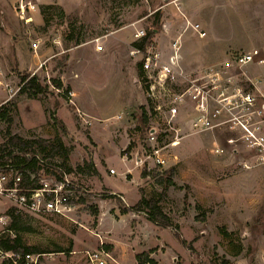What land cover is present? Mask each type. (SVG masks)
<instances>
[{
	"label": "rangeland",
	"instance_id": "rangeland-1",
	"mask_svg": "<svg viewBox=\"0 0 264 264\" xmlns=\"http://www.w3.org/2000/svg\"><path fill=\"white\" fill-rule=\"evenodd\" d=\"M29 1L35 9L26 22L16 0H0V111L7 114L0 116V144L8 134L34 140L39 177L64 170L79 194L70 217L21 219L18 233L43 253L40 263L93 264L87 253L103 250L105 264H139L143 252L156 264H264V163L243 137L246 111L233 110L232 129L231 113L203 130L185 110L172 124L176 132L160 120L161 143L176 144L164 149V166L139 163L147 122L142 132L136 127L149 100L141 55L132 53L135 30L154 28L149 46L162 61L178 40L184 72L230 64L235 88L249 91L260 106L264 65H234L232 56L264 52V0ZM32 72L47 90L10 97L3 81L16 88ZM142 197L158 199L172 226L130 209ZM7 210L0 201V215ZM8 224L0 223V236Z\"/></svg>",
	"mask_w": 264,
	"mask_h": 264
},
{
	"label": "built area",
	"instance_id": "built-area-1",
	"mask_svg": "<svg viewBox=\"0 0 264 264\" xmlns=\"http://www.w3.org/2000/svg\"><path fill=\"white\" fill-rule=\"evenodd\" d=\"M35 9V5L29 0H16V10L20 17L26 22L30 17L26 16L27 11ZM197 27V25L195 26ZM145 35L144 30L136 29L135 39H140ZM203 35V33H201ZM39 40L31 42V47L35 52L38 48ZM172 54L166 62L162 61L160 55L152 49V45L145 51L134 48L132 53L141 55V69L146 95L149 100V108H146L148 121L145 129V140L141 146L142 159L139 163L149 160L158 166H164L167 162L164 149L169 145H175L176 141L169 140L165 144L163 135L165 132L160 128L159 121L163 120L166 127L174 130L176 116L181 110H185L190 116L192 124L198 130L212 129L218 127L219 119L224 114H232L227 122L230 129L234 128L233 110L239 108L246 111L242 124L243 137L246 140L249 150L258 152L257 160L264 163V101L258 106L255 97L249 91L235 88L234 82L228 77V65H209L196 71L192 76L184 72L179 64V42L174 40L171 43ZM96 50H103L102 45H96ZM234 65L245 66L250 63L264 65V52L259 49L251 51H239L232 56ZM44 63H40L38 68H42ZM195 73V72H194ZM35 72L29 74L34 76ZM0 77H4L0 67ZM225 78V79H224ZM9 96L16 94L23 83L13 88L9 82L3 81ZM242 90V91H241ZM162 93L161 95H158ZM73 96L72 92H69ZM255 120L252 121V117ZM258 118V121H256ZM152 119L155 124H151ZM242 137V138H243ZM232 142V140H229ZM26 157H31L32 152H24ZM137 159V158H136ZM110 172H114L110 170ZM32 181L34 174L21 170L10 161L4 164L0 158V201L14 209L28 215H51L60 217H70L75 212L76 202L79 194L73 183L63 176L62 179L38 177L33 186L22 185L23 180ZM9 220L8 214L3 212L0 215V223L5 224ZM5 230L8 231L7 226ZM43 253H25L24 259L27 264H41L40 259ZM89 260L93 264H105L103 257H108L103 250L87 253ZM18 254L0 247V263L3 260H11L16 263ZM144 264H148L145 262Z\"/></svg>",
	"mask_w": 264,
	"mask_h": 264
},
{
	"label": "trees",
	"instance_id": "trees-1",
	"mask_svg": "<svg viewBox=\"0 0 264 264\" xmlns=\"http://www.w3.org/2000/svg\"><path fill=\"white\" fill-rule=\"evenodd\" d=\"M159 14L160 13L157 12V15ZM153 30H148V32L145 33L143 37H141L138 41H135L134 47L140 49L141 51H145L150 45V35L153 33ZM69 40L77 42V37L73 36L70 32ZM21 82L23 83V85L19 89L18 94H25L27 97H33L40 92L46 91L48 88L47 84L43 85L40 83L36 75L29 77L28 73H24L21 76ZM52 82L54 83L53 85L56 88L59 89L62 87V83L60 82V80L53 79ZM3 105L4 104H2L1 107ZM6 115V109L0 111L1 117H5ZM147 121V112L145 109H143L141 112L140 119L138 120V126L136 127L138 132L143 131ZM33 143L34 140L23 139L22 137L16 134H8L5 142L0 144V158L2 164H4L6 161H10L17 168L23 171L27 170L34 174V179L32 181H29L28 179L23 180L22 185L24 186H33L39 177V171L41 169L38 163L40 159L30 150V147ZM132 145L133 143H131L129 147H132ZM14 148L16 149V151L12 150ZM29 151L32 152V156L26 157L23 153ZM65 173L66 171L63 170L61 173L57 174L55 178L62 179ZM130 209L144 212L146 218L157 225L163 227L172 226L171 219L163 211L162 207L160 206L159 200L156 198L142 197ZM6 213L9 216V224L7 225L8 231H6L4 235L0 236V247L18 254V257L16 263L12 262L11 260H3L0 264H27L24 259L25 253H41L35 247L26 245L23 242L22 237L18 233V230L22 229V227L19 226V223L23 217H27V214L16 211L14 209H8ZM12 230H14L16 233L11 236L8 233ZM181 241L184 243V240ZM141 255L143 258L138 262L139 264H144L145 262H148V264H156L154 259L149 258L148 253L143 252ZM137 258L139 260L141 256L137 255Z\"/></svg>",
	"mask_w": 264,
	"mask_h": 264
}]
</instances>
